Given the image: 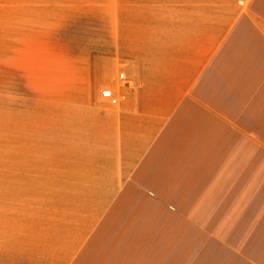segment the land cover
<instances>
[{"label":"crops","instance_id":"0c3cea01","mask_svg":"<svg viewBox=\"0 0 264 264\" xmlns=\"http://www.w3.org/2000/svg\"><path fill=\"white\" fill-rule=\"evenodd\" d=\"M116 3L18 264H264V0Z\"/></svg>","mask_w":264,"mask_h":264},{"label":"rangeland","instance_id":"374dc122","mask_svg":"<svg viewBox=\"0 0 264 264\" xmlns=\"http://www.w3.org/2000/svg\"><path fill=\"white\" fill-rule=\"evenodd\" d=\"M116 2L0 0V264H18L29 231L58 204L48 120L91 99L93 66L116 53ZM99 88L97 99L116 100Z\"/></svg>","mask_w":264,"mask_h":264}]
</instances>
